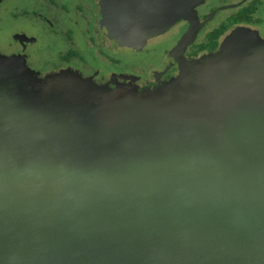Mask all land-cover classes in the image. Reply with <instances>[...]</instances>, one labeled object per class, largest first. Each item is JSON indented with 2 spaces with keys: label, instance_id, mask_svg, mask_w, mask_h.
<instances>
[{
  "label": "water",
  "instance_id": "1",
  "mask_svg": "<svg viewBox=\"0 0 264 264\" xmlns=\"http://www.w3.org/2000/svg\"><path fill=\"white\" fill-rule=\"evenodd\" d=\"M18 65L0 55V264H264V43L141 93Z\"/></svg>",
  "mask_w": 264,
  "mask_h": 264
},
{
  "label": "flooded vegetation",
  "instance_id": "2",
  "mask_svg": "<svg viewBox=\"0 0 264 264\" xmlns=\"http://www.w3.org/2000/svg\"><path fill=\"white\" fill-rule=\"evenodd\" d=\"M244 34L264 43V0H0V55L41 81L141 93Z\"/></svg>",
  "mask_w": 264,
  "mask_h": 264
},
{
  "label": "rangeland",
  "instance_id": "3",
  "mask_svg": "<svg viewBox=\"0 0 264 264\" xmlns=\"http://www.w3.org/2000/svg\"><path fill=\"white\" fill-rule=\"evenodd\" d=\"M8 61L9 62H11V63H13V65H15V66H17L18 68H21L18 64H20V63H18L16 60H14L13 62H12V60H9L8 59ZM6 71V70H5Z\"/></svg>",
  "mask_w": 264,
  "mask_h": 264
}]
</instances>
